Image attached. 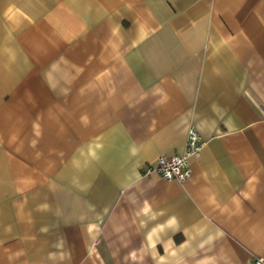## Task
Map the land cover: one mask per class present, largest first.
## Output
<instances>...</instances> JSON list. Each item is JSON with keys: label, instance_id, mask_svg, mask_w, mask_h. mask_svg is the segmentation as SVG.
<instances>
[{"label": "crops", "instance_id": "1", "mask_svg": "<svg viewBox=\"0 0 264 264\" xmlns=\"http://www.w3.org/2000/svg\"><path fill=\"white\" fill-rule=\"evenodd\" d=\"M259 259L264 0H0V264Z\"/></svg>", "mask_w": 264, "mask_h": 264}, {"label": "built area", "instance_id": "2", "mask_svg": "<svg viewBox=\"0 0 264 264\" xmlns=\"http://www.w3.org/2000/svg\"><path fill=\"white\" fill-rule=\"evenodd\" d=\"M206 141L198 130L191 126L187 135V144L184 153L172 157H160L156 161L146 165L145 176L158 175L168 182L184 183L192 176L190 160L198 157L202 149L206 146ZM256 264H264L262 259Z\"/></svg>", "mask_w": 264, "mask_h": 264}]
</instances>
